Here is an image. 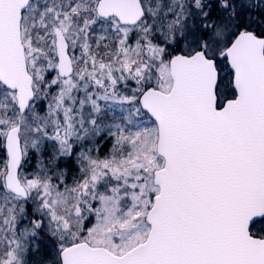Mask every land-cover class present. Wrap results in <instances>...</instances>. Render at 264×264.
<instances>
[{"label":"snow or ice","instance_id":"6c2138e0","mask_svg":"<svg viewBox=\"0 0 264 264\" xmlns=\"http://www.w3.org/2000/svg\"><path fill=\"white\" fill-rule=\"evenodd\" d=\"M0 264H264V0H0Z\"/></svg>","mask_w":264,"mask_h":264},{"label":"rangeland","instance_id":"374dc122","mask_svg":"<svg viewBox=\"0 0 264 264\" xmlns=\"http://www.w3.org/2000/svg\"><path fill=\"white\" fill-rule=\"evenodd\" d=\"M106 151H107V147L106 146H102L101 147V154L103 155Z\"/></svg>","mask_w":264,"mask_h":264}]
</instances>
